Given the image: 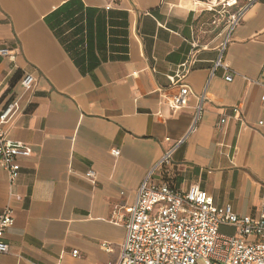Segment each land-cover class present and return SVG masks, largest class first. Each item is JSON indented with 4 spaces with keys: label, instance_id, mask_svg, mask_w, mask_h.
<instances>
[{
    "label": "crops",
    "instance_id": "0c3cea01",
    "mask_svg": "<svg viewBox=\"0 0 264 264\" xmlns=\"http://www.w3.org/2000/svg\"><path fill=\"white\" fill-rule=\"evenodd\" d=\"M237 3L0 0V48L13 55L0 56V110L18 103L7 136L31 149L12 181L0 167V212L13 211L0 264L114 262L125 237L114 222L151 170L239 215L264 212V0L230 34L234 78L212 74ZM182 85L187 103L174 109ZM178 142L166 172L159 161Z\"/></svg>",
    "mask_w": 264,
    "mask_h": 264
},
{
    "label": "built area",
    "instance_id": "2783aa9c",
    "mask_svg": "<svg viewBox=\"0 0 264 264\" xmlns=\"http://www.w3.org/2000/svg\"><path fill=\"white\" fill-rule=\"evenodd\" d=\"M256 1L247 0L242 8L228 16L227 34L212 66V74L216 68H223L226 81L235 76L223 61L230 34L239 25L248 6ZM0 56L13 58L5 48H0ZM183 68L184 72L188 71L185 65ZM34 82L31 74L21 80L25 88L32 87ZM189 93L188 86L182 85L169 105L174 109L186 106ZM261 100L264 102V94ZM17 108L18 103L12 101L0 110V167L8 172L11 181L20 169L19 159L31 153L29 145L7 136L6 125ZM234 110L237 112V108ZM202 111L201 98L195 108L193 127ZM225 121L226 118L221 119V123ZM179 143L166 151L159 161L166 172ZM112 153L118 155L119 150H112ZM153 173L154 170L148 172L137 189L133 204L124 208L125 215L114 222L123 223L125 227L118 258L102 264H264V212L257 217L239 215L230 204H214L197 184L190 185L187 190H178L168 181L156 179ZM86 175L91 180L95 178L92 169ZM12 222L13 211L6 206L0 212V254L9 253L4 235ZM223 227L232 232H222ZM105 247L109 250V246ZM72 254L76 256L77 250Z\"/></svg>",
    "mask_w": 264,
    "mask_h": 264
},
{
    "label": "rangeland",
    "instance_id": "374dc122",
    "mask_svg": "<svg viewBox=\"0 0 264 264\" xmlns=\"http://www.w3.org/2000/svg\"><path fill=\"white\" fill-rule=\"evenodd\" d=\"M208 1H210V6H212L211 8H213V9H218L219 7V5H218V2H220V0H208ZM237 4L238 5H241V4H243V3H245V2H247V0H237ZM222 9H226V8H222ZM211 13H213V14H215V11H211ZM216 15V14H215ZM221 231L222 232H228L225 228H221Z\"/></svg>",
    "mask_w": 264,
    "mask_h": 264
}]
</instances>
